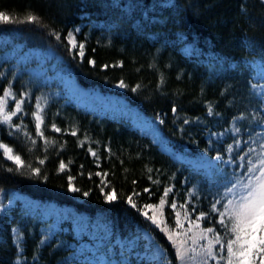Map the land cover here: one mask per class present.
I'll return each mask as SVG.
<instances>
[{"label": "trees", "instance_id": "16d2710c", "mask_svg": "<svg viewBox=\"0 0 264 264\" xmlns=\"http://www.w3.org/2000/svg\"><path fill=\"white\" fill-rule=\"evenodd\" d=\"M168 1L0 0V11L11 18V22H0V37L8 36L25 48L53 51L83 89L120 96L156 122L171 148L181 151L186 146L190 157L203 150L211 156H225L229 138L209 149L208 132L224 131L236 118L254 110L263 114L260 122H264V102L248 90L249 80L258 82L249 65L257 60L264 65V3ZM29 13L38 15L41 22L20 23L26 21ZM74 28H79L75 33L77 41L85 44L83 59L77 54L78 48L69 50L67 34ZM187 44L192 45L190 51H184ZM199 48L204 54H199ZM207 53L221 61L219 71L212 76L201 60ZM230 63L234 64L233 69ZM121 82L126 86L120 91L116 87ZM7 84V79L0 78V95ZM48 112L43 126L48 141L45 144L35 134L31 107H27L24 122L36 144L19 133L9 135L0 126V142L11 146L26 164L40 169L38 176L27 167L17 172L16 166L0 152V194L16 191L41 203L70 207L88 220L99 219L109 229L107 242L115 254L136 237L132 250L126 254L127 264H161L162 259L147 257L155 245L163 250V259L177 264L171 244L137 208L126 202L129 195L142 209L146 203H158L164 188L173 185L165 209L168 222L172 223L171 200L177 197L183 202L189 187L196 186L198 193L192 196L189 208L194 214L211 216L209 225L218 228L211 207L224 185L208 179L201 168L194 175L189 163L163 152L127 118L98 119L70 106L64 107L58 117H52L51 110ZM185 118L199 119L204 125H185ZM246 122L236 124L243 133ZM53 124L61 131H52ZM73 129L75 136L71 135ZM61 162L66 165L63 172L59 170ZM8 168L14 170L9 172ZM97 172L108 175L97 176ZM188 174L190 179L185 181ZM69 175L75 177L73 185L80 191H68ZM101 187L105 193L114 190L118 198L106 202ZM84 192L88 195L84 196ZM142 231L151 241L148 250ZM21 236L19 252L11 225L0 218V264H70V249L56 247V240L42 245L36 227L33 231L23 228ZM134 252L145 254L133 256ZM19 258L21 263H17Z\"/></svg>", "mask_w": 264, "mask_h": 264}, {"label": "rangeland", "instance_id": "374dc122", "mask_svg": "<svg viewBox=\"0 0 264 264\" xmlns=\"http://www.w3.org/2000/svg\"><path fill=\"white\" fill-rule=\"evenodd\" d=\"M168 3H171V1L169 0ZM153 19L155 18H151L152 21ZM76 29L79 28H74L73 31L75 32ZM191 48L192 45L187 44L184 46V51H190ZM198 52L200 54L202 50L199 48ZM201 60L206 65V70L211 76L219 71L221 61L217 58L215 59L211 54L208 55L207 53ZM230 65L231 68L234 67L233 63H230ZM249 66L251 69H254L253 77L258 81L252 83L249 93L264 102V99H261L259 91L260 88L264 87V65L257 60L252 61ZM0 67V78L8 80L6 87L10 86L14 94L8 98V108L14 110L16 100H19L21 104V111L12 118V127H9L7 124H0V126L7 129L9 135L19 133L27 141L35 140L28 133L24 119L28 115L27 107H31L32 113L30 119L35 129L36 118L33 113L36 112L38 103L40 104L44 122L48 111H52V114H50L52 117H58L60 112L64 110V107L67 106L89 112L98 119L105 116L117 117L119 120L127 118L140 133L149 135L163 152L170 153L178 160L189 163L188 167L191 166L190 171L193 170L194 175H197L196 172L199 171V168L202 169L201 173L208 179L212 175H216L214 176L216 177L215 179L224 184V187L221 189V196L218 197V200H222L223 203L232 198V194L226 195L228 188L234 183L239 185V183L247 181L244 173L249 166V160L256 161L258 159L259 146L264 143V122H260L263 114L259 110H254L248 112L247 116L236 118L230 127L224 131L207 133L206 139L208 140L209 149L229 138L230 142L226 147L225 156H222V154L211 156L207 151L203 150L196 157H190L186 154L189 151L188 147L184 146L181 151L171 148L157 123L141 114L134 107H131L120 96L85 90L80 87L72 71L51 50L41 51L25 48L22 43H16L8 36H3L0 37ZM116 88L120 91L122 90L121 87ZM2 95L3 92L0 96ZM210 114L211 112L209 111L207 115L210 116ZM183 121L185 125H204L196 118H185ZM242 121H247L245 133L236 125L237 122ZM44 122L41 126L42 131ZM51 130L53 131L52 127ZM183 131L180 129V132ZM42 141L45 144L44 139ZM249 147L255 148L257 151L249 152ZM0 152L3 155V151L0 150ZM91 152L93 151H90V154ZM193 166L195 167L193 168ZM226 169H232V171H227ZM189 179L190 176L188 174L185 181ZM168 187H171L173 191V185H169ZM238 190L239 188L235 189L234 192ZM196 193H198V189H196V186H192L187 190L183 202L177 197H173L178 205L181 203L185 204V209L181 210L178 207L177 211H188L189 220H195L201 214H194L189 208V205L192 204V196ZM216 207L219 211H223L220 203L216 204ZM144 210L148 211V215H152L150 210ZM172 211L174 220L172 223L167 222L174 227L176 217L173 209ZM213 214H216L217 221L219 216L215 212ZM0 218L11 225V235L15 245L19 248V252H21L22 243L21 230L23 228H30V231H33L36 227L41 235L42 245L56 240V247L70 249V253L68 254V262L70 264H127L128 255L126 254L132 250L133 242L136 239L129 240L127 245H124L121 251L115 254L113 248L107 242L110 234L109 229L99 219L94 221L88 220L87 216L76 213L71 208L59 207L49 202L39 203L16 191L0 194ZM181 219L183 221V217ZM211 222V216L205 215L204 219L199 221L200 228L193 227L192 232L188 233V237H191L193 233H199L201 229L206 227H213L219 233L221 226L216 223L218 228H215L209 225ZM183 224L184 229H187L188 221H183ZM162 234L164 235V233ZM143 237L148 239L146 233H143ZM173 238L177 243H180L185 239V236L181 234L179 237L174 236ZM187 243L189 247L192 246L191 239H188ZM200 243L203 244L205 241H200ZM148 248L147 242L145 249L147 250ZM158 249L160 248L155 245L148 254L149 259L157 261L161 259L163 253L158 252ZM137 254L143 256L144 252H135L132 255L135 256ZM17 263H21L20 258L17 259ZM190 264H201V258L198 257L195 261H191ZM208 264H216V262L209 260Z\"/></svg>", "mask_w": 264, "mask_h": 264}, {"label": "snow or ice", "instance_id": "6c2138e0", "mask_svg": "<svg viewBox=\"0 0 264 264\" xmlns=\"http://www.w3.org/2000/svg\"><path fill=\"white\" fill-rule=\"evenodd\" d=\"M264 3V0H261ZM0 22L8 23L11 22V18L6 15L3 11H0ZM20 23L39 24L41 18L34 14L29 13L25 20L19 21ZM76 29L75 32H78ZM74 31H69L67 34L68 44L71 46L69 49H79L77 53L81 59L85 56V44L78 42ZM56 38L59 39V34H56ZM90 64H95V61L89 60ZM107 67V66H105ZM119 87H125L126 85L121 82ZM255 87V86H254ZM132 91H136L133 88ZM261 99H264V87L260 88ZM14 94L9 87H6L3 91V95L0 96V124H7L12 127V118L18 112L21 111V104L19 100L15 101V109L8 108V98ZM175 111V109H173ZM211 111V109H209ZM36 118V134L47 143V138L44 137L42 131V124L44 122L43 116L41 115L40 104H37V110L33 113ZM19 127V126H17ZM53 131L60 132L61 129L52 125ZM71 135H76V130L73 129ZM33 144H36V140H32ZM83 143V142H81ZM239 143V142H237ZM260 152L256 161L249 160V166L244 175L247 177L246 182L233 184L226 190L227 194H232V198L228 199L226 203L222 204L223 211H219L216 204L220 201L217 200L212 205V212L217 213L219 219L216 221L221 226V231L218 233L213 227H206L201 229L199 233H193L191 237H188V233L192 232L193 227L200 228L199 221L204 219L205 214L202 212L200 216H197L195 220H189L188 211H177V208L185 209V204H177L175 198L171 200L170 207L175 212L174 227L169 224L168 216L166 215L164 208L168 204L167 197L172 192L171 187H165L163 194L160 196L158 203H146L143 208H139L134 202L133 196L127 197V203L133 208H137L138 211L143 215L152 225L158 228L168 241L172 244L177 264H190L191 261H195L198 257L201 258V264H208L209 260L215 261L216 264H264V143L260 146ZM0 150L3 151L5 159L9 160L14 164L15 171L19 172L22 168H29L33 175H40V169L38 167H32L31 164H26L25 160L21 158L19 154L14 152V149L8 144L0 142ZM91 151V150H90ZM257 149L249 147V152H256ZM93 156L96 153L91 152ZM243 159V157H241ZM71 163V161H69ZM39 164H44V160H39ZM66 168L64 162L59 164V170L63 172ZM9 172L14 169L8 168ZM149 172L152 170L149 169ZM95 175L107 176L108 173L97 172ZM75 177L69 175L68 180V191L78 192L79 188L73 185ZM158 183V181H154ZM101 184H105L101 180ZM107 185H105L106 187ZM239 188L238 191L235 189ZM101 193L105 195L106 202L115 201L118 197L114 190L105 193L104 187H101ZM148 189H145L147 192ZM84 196L88 193L84 192ZM138 195V193H136ZM150 210L152 215H148ZM183 221H188V228L184 229ZM182 230V231H180ZM181 234L185 236V239L180 243H177L173 238L174 236L179 237ZM188 239H191L192 246H188ZM200 241H205L201 244ZM199 249V251H197ZM158 252L163 253L162 249H158ZM161 264H170V262L163 259Z\"/></svg>", "mask_w": 264, "mask_h": 264}, {"label": "bare ground", "instance_id": "6f19581e", "mask_svg": "<svg viewBox=\"0 0 264 264\" xmlns=\"http://www.w3.org/2000/svg\"><path fill=\"white\" fill-rule=\"evenodd\" d=\"M230 69H231V67H230ZM233 69V68H232ZM254 82V80L252 81V80H249V87H248V90L250 91L251 90V86H252V83ZM199 213V212H198Z\"/></svg>", "mask_w": 264, "mask_h": 264}]
</instances>
